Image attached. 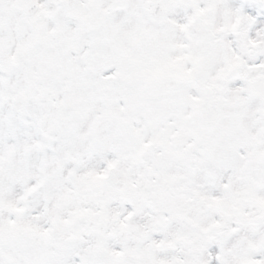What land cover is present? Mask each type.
Masks as SVG:
<instances>
[{
    "label": "snow or ice",
    "instance_id": "6c2138e0",
    "mask_svg": "<svg viewBox=\"0 0 264 264\" xmlns=\"http://www.w3.org/2000/svg\"><path fill=\"white\" fill-rule=\"evenodd\" d=\"M0 264H264V0H0Z\"/></svg>",
    "mask_w": 264,
    "mask_h": 264
}]
</instances>
